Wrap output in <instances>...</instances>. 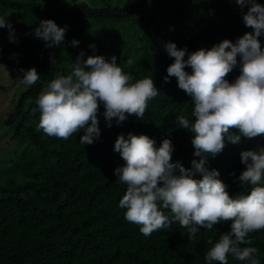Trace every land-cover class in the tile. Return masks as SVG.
I'll return each instance as SVG.
<instances>
[{"label":"trees","instance_id":"1","mask_svg":"<svg viewBox=\"0 0 264 264\" xmlns=\"http://www.w3.org/2000/svg\"><path fill=\"white\" fill-rule=\"evenodd\" d=\"M257 2L264 4V0ZM165 4L175 15H181L192 0H126L121 6L99 7L84 1L67 6L62 0H0V17L12 25L11 29L0 28V38L10 34L20 37L14 46L16 56L5 54L0 43V61L20 71L35 67L40 74L34 85L24 87L13 98L5 121L12 131L7 142L14 143L11 144L13 157L0 181V264H209L204 259L207 251L230 230V222L214 225L211 230L200 228L189 238L188 229L174 221L144 236L139 225L125 219L126 209L119 207L126 185L120 183L115 169L125 162L114 151V143L119 134L127 137L129 132L146 134L154 139L157 148L164 139H169L174 148L172 162L192 167V161L199 159L194 156L193 134L178 125L177 117L185 115L193 120L194 102L178 87L175 76L165 82L167 68L174 62L165 46L174 42L178 49L186 48L187 60L191 52L211 48L224 39L235 43L245 32L252 31L243 21L249 5L241 8L235 0H201L207 20L196 35L188 39L174 36L153 45L156 15ZM44 19H52L65 28L60 45L49 46L35 36L34 29ZM97 19L113 23L128 21L137 26L141 41L134 59L130 61L128 53L121 59L114 56L132 76V82L151 77L159 95L149 101L143 120L127 116L118 124L113 118L111 126L105 120L101 104L100 137L84 146L79 142L83 131L67 140L38 131L39 111L33 115L32 109L37 107L35 102L44 85L59 75L71 73L81 53L87 58L113 57L102 55L97 43L93 48L82 44L77 49H67L66 44L72 39L71 29L83 20ZM259 40L264 46V34ZM53 46H57L60 56L57 51H51ZM185 71L192 70L186 66ZM239 74L238 57L228 81L234 82ZM0 90H6L5 86L0 84ZM260 147H264V136L253 139L242 136L240 143L227 142L219 155L208 157L207 166L219 171V178L228 186L230 195L235 197L247 191L239 180L246 167L241 162V151ZM175 171L179 173V169ZM196 178H200L199 173ZM164 211L171 215L170 210ZM249 239L252 244L241 247H256L257 258L264 264V230L250 233ZM228 264L247 262L237 261L229 254Z\"/></svg>","mask_w":264,"mask_h":264},{"label":"clouds","instance_id":"2","mask_svg":"<svg viewBox=\"0 0 264 264\" xmlns=\"http://www.w3.org/2000/svg\"><path fill=\"white\" fill-rule=\"evenodd\" d=\"M243 8L245 32L235 43L224 39L211 48H200L185 55L186 48L178 49L174 42L166 44V51L174 62L167 68L168 77L175 76L178 87L194 102L190 120L177 117L178 125L193 134L194 156L192 167L185 168L172 162L173 145L164 139L159 148L146 134L131 132L119 134L114 143L125 162L115 169V175L126 192L119 207L126 209L125 219L140 226V232H153L177 221L188 229L193 238L200 228L213 229L214 225L230 222V230L223 233L207 251L204 259L211 264H228L231 254L235 260L260 264L258 249L251 245L249 234L264 230V147L241 151V162L246 165L239 180L246 194L230 195L228 186L219 178L217 169H209L208 157H216L227 142L238 144L241 137L253 139L264 136V46L259 37L264 34V4L257 0H235ZM12 28L0 17V28ZM36 37L49 46L60 45L65 28L52 19H44L34 29ZM10 34V39H11ZM73 46L79 41L73 40ZM83 53L80 54V57ZM80 57L67 75L52 79L36 100L35 115L39 111L37 130L49 137L67 140L83 131L82 145H91L99 139L98 112L104 106V117L109 126L135 116L143 120L149 101L159 95L151 77L132 82V76L117 63L101 55ZM240 74L234 82L227 76L238 64ZM186 66L191 73L185 71ZM20 83L34 85L40 74L35 67L22 69ZM179 169V173H176ZM196 173L200 178H196ZM164 210H170L166 215ZM212 244V241H209Z\"/></svg>","mask_w":264,"mask_h":264},{"label":"rangeland","instance_id":"3","mask_svg":"<svg viewBox=\"0 0 264 264\" xmlns=\"http://www.w3.org/2000/svg\"><path fill=\"white\" fill-rule=\"evenodd\" d=\"M67 6H71L79 1H84L94 6H104L110 4L112 6H121L126 0H62ZM207 16L204 14L201 0H192V4L185 7L181 15H175L167 4L163 5L156 15V21L153 27V45L165 39L174 36H180L188 39L196 35L205 25ZM137 26L126 22H108L105 20H83L76 24L70 31L72 39L68 42L67 49L79 48L82 44L94 47L97 43L99 50L106 55H116L119 59L125 58L128 53L130 61L137 54V47L140 46V32ZM79 41L78 45L73 46V40ZM1 48L3 52L10 56H16L15 44L20 40L18 35L0 38ZM116 46H115V45ZM57 46L52 48V52L57 51ZM67 50V51H68ZM56 54H61L57 51ZM57 56V57H58ZM67 55H65L66 57ZM54 57V55H53ZM56 57V58H57ZM62 57V58H65ZM55 58V57H54ZM71 58V57H70ZM87 58L84 54L83 60ZM55 60V59H54ZM75 60V59H74ZM22 73L20 69L9 66L0 61V84L4 85L6 90H0V181L4 178L6 167L10 165L12 159L11 145L14 143L9 140L12 131L10 127L5 125L11 108L13 106V98L26 87L20 83ZM46 87V84L44 85ZM17 146V145H16Z\"/></svg>","mask_w":264,"mask_h":264}]
</instances>
